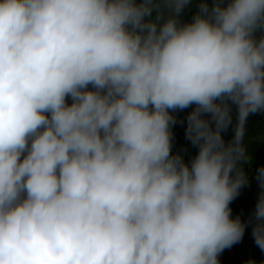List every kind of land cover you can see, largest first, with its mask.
I'll use <instances>...</instances> for the list:
<instances>
[{
	"label": "clouds",
	"instance_id": "obj_1",
	"mask_svg": "<svg viewBox=\"0 0 264 264\" xmlns=\"http://www.w3.org/2000/svg\"><path fill=\"white\" fill-rule=\"evenodd\" d=\"M191 5L0 0V264H219L242 239L230 204L264 112V0H201L185 22ZM190 107L186 162L172 113Z\"/></svg>",
	"mask_w": 264,
	"mask_h": 264
},
{
	"label": "rangeland",
	"instance_id": "obj_2",
	"mask_svg": "<svg viewBox=\"0 0 264 264\" xmlns=\"http://www.w3.org/2000/svg\"><path fill=\"white\" fill-rule=\"evenodd\" d=\"M213 0H208L207 3L212 4ZM191 107L184 109V110H177L172 113L176 119V123L172 126V154H179L183 156L185 161H189L191 157L195 156L198 149L194 147L191 142L186 138L185 130H186V119L183 123H180V114L183 112L185 113L186 117L191 111ZM262 116H264V112H257L255 114H250L247 122H246V132L243 138L244 142L247 143L246 155H249V151L253 152V155H256V158L253 159L251 157L250 164L244 161L239 163V166L243 168L244 172L246 173V169L248 166L252 167L257 170L261 167H264V121L261 120ZM233 121L232 125L228 127L225 131L222 132V137L225 143H229L233 136H234V127L236 123V112L233 109L232 113ZM260 117V120L258 119ZM247 155V156H248ZM246 186V185H245ZM249 188V187H248ZM247 188V189H248ZM257 198L255 197V192L250 191L247 192L245 187H242L237 197L231 202L230 208L231 210L235 211V218L239 217L241 222L247 217L244 213H249L248 216H252V213L255 208ZM244 214V215H243ZM234 218V215H231ZM248 246L242 247L239 252H244ZM257 250L256 254L262 256L261 262L264 261V251H262L256 244L254 247ZM249 254V253H248ZM229 259L228 262L234 263L242 261L244 258L242 256L237 255L236 257L232 254L226 255ZM246 257V256H245ZM221 258V257H219Z\"/></svg>",
	"mask_w": 264,
	"mask_h": 264
},
{
	"label": "crops",
	"instance_id": "obj_3",
	"mask_svg": "<svg viewBox=\"0 0 264 264\" xmlns=\"http://www.w3.org/2000/svg\"><path fill=\"white\" fill-rule=\"evenodd\" d=\"M200 2H201V0H192L191 7H188L184 10L183 15H182V19L185 22L191 20L193 14L196 11V5L199 4ZM206 2H208V0H206ZM68 103H71V98H68ZM258 119L260 120V117H258ZM261 120L264 121V116H262ZM243 145H244L245 149H248L246 142H244ZM245 153H246V150H245ZM248 156H250V158L252 157L253 159L256 158V155H253V152H251V151H249ZM244 214L248 215L249 213L246 212ZM242 223L245 224L244 220L242 221ZM244 246H248V248L245 249L244 252H239L242 249V247H244ZM254 247H255V241H254V237L252 235V227L249 228L245 224V231H244L242 239L239 242L232 245L230 248L224 249V251L219 254L218 258L221 257L227 262L229 261V259L226 255H229V254H232L235 257L237 255H239V256H242L244 258H255V257H258V254H256L257 250H255Z\"/></svg>",
	"mask_w": 264,
	"mask_h": 264
},
{
	"label": "built area",
	"instance_id": "obj_4",
	"mask_svg": "<svg viewBox=\"0 0 264 264\" xmlns=\"http://www.w3.org/2000/svg\"><path fill=\"white\" fill-rule=\"evenodd\" d=\"M185 119H186V115H185V113L182 112L180 114V120H181L180 123H183ZM246 174L249 176V182L244 187L247 190V192H250V191L255 192V197L257 198L258 193H259V186H258L256 178H255L256 171L252 167L248 166L246 169Z\"/></svg>",
	"mask_w": 264,
	"mask_h": 264
},
{
	"label": "trees",
	"instance_id": "obj_5",
	"mask_svg": "<svg viewBox=\"0 0 264 264\" xmlns=\"http://www.w3.org/2000/svg\"><path fill=\"white\" fill-rule=\"evenodd\" d=\"M231 215H234V218H235V211L234 210H231ZM244 222H245L247 227H249V228L252 227V225L250 223V216L247 215ZM260 255H258V257H255V258H247V259H244L242 261L234 262V263L227 262L223 258H218V260H219V264H250V262H255V264H261V257L262 256H260Z\"/></svg>",
	"mask_w": 264,
	"mask_h": 264
}]
</instances>
